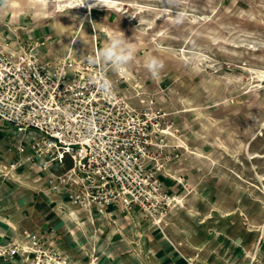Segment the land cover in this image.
Listing matches in <instances>:
<instances>
[{
  "label": "rangeland",
  "instance_id": "obj_1",
  "mask_svg": "<svg viewBox=\"0 0 264 264\" xmlns=\"http://www.w3.org/2000/svg\"><path fill=\"white\" fill-rule=\"evenodd\" d=\"M94 3L0 0V43L33 49L44 61H77L122 31L134 60L121 71L101 65L120 98L158 117L170 158L160 177L171 199L152 218L141 216L151 226V245L158 244L159 225L183 218L199 238L211 237L214 264H264V0ZM180 11L184 19L177 24ZM149 56L162 62L158 76L145 66ZM12 162L0 169L1 179L25 162L35 168L25 161L12 169ZM180 195L187 200H175ZM34 232H52L66 249L54 230ZM135 241L137 260L149 264ZM88 257L98 264V255Z\"/></svg>",
  "mask_w": 264,
  "mask_h": 264
},
{
  "label": "built area",
  "instance_id": "obj_2",
  "mask_svg": "<svg viewBox=\"0 0 264 264\" xmlns=\"http://www.w3.org/2000/svg\"><path fill=\"white\" fill-rule=\"evenodd\" d=\"M101 75L107 78L101 64L44 61L33 49L0 43V123L29 140L14 145L17 159L9 167L38 160L50 190L63 188L74 207L115 205L152 218L171 199L162 191L160 174L170 158L158 117L130 107L113 87L105 95L95 83ZM13 258L20 264H81L66 260L52 232L0 244V262Z\"/></svg>",
  "mask_w": 264,
  "mask_h": 264
},
{
  "label": "crops",
  "instance_id": "obj_3",
  "mask_svg": "<svg viewBox=\"0 0 264 264\" xmlns=\"http://www.w3.org/2000/svg\"><path fill=\"white\" fill-rule=\"evenodd\" d=\"M33 136L31 133L30 137ZM21 141L29 142L10 124L0 123V169L17 159L14 145ZM28 164L25 162L23 168L9 172L7 180L0 178V244H10L34 231L50 228L60 236L66 248L61 249L62 255L69 262L87 264L88 255L94 253L98 255V264H142L130 245L136 239L149 264H187L183 256L194 257L200 264L215 262L213 252L207 251L212 246L211 237L199 238L200 233L188 220L181 218L173 225L169 222L159 225L161 231L154 235H158V246L151 245L152 237L147 233L151 226L142 220L140 211L120 213L115 205L88 212L76 208L63 188L50 190L48 173L41 170L38 160L32 165L35 168ZM185 199L184 195L175 196L178 202ZM174 230L181 234H175ZM125 253L123 261L120 254ZM0 264H20V260L13 258Z\"/></svg>",
  "mask_w": 264,
  "mask_h": 264
},
{
  "label": "clouds",
  "instance_id": "obj_4",
  "mask_svg": "<svg viewBox=\"0 0 264 264\" xmlns=\"http://www.w3.org/2000/svg\"><path fill=\"white\" fill-rule=\"evenodd\" d=\"M53 3H61V0H52ZM81 6L84 5L85 0H78ZM106 0H95L92 6H103ZM169 4L173 3V0H167ZM7 3V0H6ZM167 11V9H165ZM184 19V12H177L174 17V22L179 24ZM135 58V50L129 43V40L125 38L122 31L115 32L109 35L104 46L95 54L88 55L85 59L88 65L95 66L97 64L110 65L113 70L121 71ZM145 66L149 72L155 77L159 75L161 68L163 67L162 62L154 56H149L145 60ZM95 83L98 84L99 89L105 95L112 94L111 81L105 76L101 75Z\"/></svg>",
  "mask_w": 264,
  "mask_h": 264
}]
</instances>
